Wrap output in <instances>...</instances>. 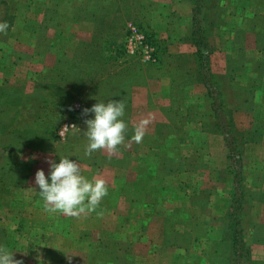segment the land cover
<instances>
[{
    "label": "rangeland",
    "instance_id": "rangeland-1",
    "mask_svg": "<svg viewBox=\"0 0 264 264\" xmlns=\"http://www.w3.org/2000/svg\"><path fill=\"white\" fill-rule=\"evenodd\" d=\"M0 21V245L14 258L264 264V0H0ZM110 99L125 141L85 155L84 109ZM64 155L107 181L95 211L45 209L35 173Z\"/></svg>",
    "mask_w": 264,
    "mask_h": 264
},
{
    "label": "clouds",
    "instance_id": "clouds-1",
    "mask_svg": "<svg viewBox=\"0 0 264 264\" xmlns=\"http://www.w3.org/2000/svg\"><path fill=\"white\" fill-rule=\"evenodd\" d=\"M9 28L7 21H0V33H6ZM126 105L122 100L98 101L91 108H85L84 113H92V118L85 121L84 131L88 143L85 155L99 149L114 152L124 143L128 124L123 119ZM147 119H143L134 129L131 139L140 142L145 135ZM70 155L60 156L59 162L47 158L49 171L43 169L35 173V184L42 197L44 207L50 212H61L69 216H80L82 213L95 211L102 199L108 195L107 181L100 176L88 178L82 173L78 160L70 159ZM29 245L24 252L27 254ZM14 252L0 245V264H24L23 259L14 258ZM37 264H51L43 253L37 250Z\"/></svg>",
    "mask_w": 264,
    "mask_h": 264
},
{
    "label": "trees",
    "instance_id": "trees-1",
    "mask_svg": "<svg viewBox=\"0 0 264 264\" xmlns=\"http://www.w3.org/2000/svg\"><path fill=\"white\" fill-rule=\"evenodd\" d=\"M195 19H196V24H195V29H194L195 38H196L195 40H196L197 43H200V42H203L204 41V43L202 44L203 45L202 47H205L208 44L206 42V39L204 38L205 37V29H203L202 25L200 24L201 21L199 20V18L197 17V15L195 16ZM218 119H219V122H221V116L218 117ZM221 126L223 128V131L224 132H227L229 134V131L230 130H228L227 128H230V124H229V121H227V119L225 117H224V120H222V125ZM226 138H229V137L226 135ZM236 232H239V230L236 231ZM234 241H235L234 242L235 243V247H237V248H239V246L241 248L243 247L242 240L239 239L237 233H235ZM237 250H241V249H237ZM242 264H244V263L242 262Z\"/></svg>",
    "mask_w": 264,
    "mask_h": 264
}]
</instances>
